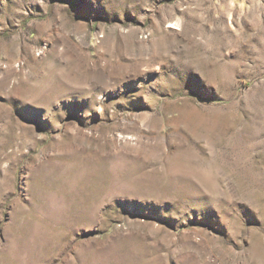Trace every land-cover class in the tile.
Instances as JSON below:
<instances>
[{
	"label": "rangeland",
	"instance_id": "obj_1",
	"mask_svg": "<svg viewBox=\"0 0 264 264\" xmlns=\"http://www.w3.org/2000/svg\"><path fill=\"white\" fill-rule=\"evenodd\" d=\"M0 264H264V0H0Z\"/></svg>",
	"mask_w": 264,
	"mask_h": 264
}]
</instances>
